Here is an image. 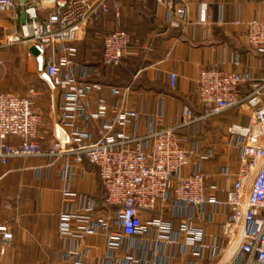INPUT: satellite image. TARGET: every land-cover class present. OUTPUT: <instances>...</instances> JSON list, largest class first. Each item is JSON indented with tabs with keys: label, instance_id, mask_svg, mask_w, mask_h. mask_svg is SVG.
<instances>
[{
	"label": "crops",
	"instance_id": "crops-1",
	"mask_svg": "<svg viewBox=\"0 0 264 264\" xmlns=\"http://www.w3.org/2000/svg\"><path fill=\"white\" fill-rule=\"evenodd\" d=\"M116 1L121 7L120 19L109 16L99 25L106 31L121 28L129 32L132 39L135 38L132 49L136 55L133 57L145 65L134 76L133 83L137 87L97 84L101 89L94 90L83 105L85 115L90 116L98 112L102 102L109 107L125 102L136 118L132 117L126 127L116 125L117 136L145 137L157 132L160 129L157 116L163 117L164 127L175 128L181 123L184 107L199 116L197 80L203 69L219 67L250 76L252 81L240 89L243 95L252 91L253 84L264 83V52L247 42L245 26L237 24L253 19L264 21V0H162L163 4L159 0ZM16 2L21 4V0ZM169 3L173 6L171 10ZM183 3L189 9L185 25L176 12ZM203 5L207 6L210 18L204 25L199 23ZM21 14L20 7L13 12H0V59L3 61L0 65L12 66L15 62L13 48L19 44L9 45L7 39L21 32ZM86 38L87 33L77 46ZM22 47L36 69L29 48ZM93 51L98 53L97 49ZM91 62L99 63L97 59ZM170 74L177 75L175 89L170 88ZM4 79L5 76H0V84ZM113 89L120 90V94H114ZM42 111L39 134L45 151L50 148L56 126L68 133L73 126L86 140H96L100 128L114 122L110 111L99 120L69 118L70 113L66 112L58 92L53 93L49 110ZM249 123L237 110H232L215 120L196 122L177 130L181 145L195 152L185 173L191 174L199 168L209 175L207 190L219 200H226L225 191L232 183L220 173L224 168L236 169L240 154L237 142L230 140L227 130ZM73 162V157L68 156L12 159L6 166L0 165V227L6 228V233L12 236L6 241L0 233V264L218 263V253L213 255L211 248L226 221L228 208L207 207L202 218L192 210L184 215H172L167 210L143 212L147 227L154 220L164 219L167 239L173 243L158 240L155 228L123 240L114 221L117 209L106 205L107 194L98 168L84 161L67 172L66 165ZM65 216H71L67 234L61 232ZM187 223L201 233L197 238L201 241L195 245L202 243L207 249L201 251L190 245L192 238L184 231ZM112 243L118 246L113 251Z\"/></svg>",
	"mask_w": 264,
	"mask_h": 264
},
{
	"label": "built area",
	"instance_id": "built-area-1",
	"mask_svg": "<svg viewBox=\"0 0 264 264\" xmlns=\"http://www.w3.org/2000/svg\"><path fill=\"white\" fill-rule=\"evenodd\" d=\"M159 3L163 4L162 0ZM168 6L170 10L173 8L172 3ZM18 7L22 8L26 23L20 24L21 32L10 36L7 44L29 48L39 78L52 92L61 95L69 118L99 120L110 111L114 122L104 124L96 140H86L73 126L70 133L56 126L50 148L45 151L39 134L43 111L37 94L0 92V165L6 166L12 159L72 156L73 164L65 167L70 172L73 166L88 161L98 168L107 194V207L117 209L114 221L123 240L155 228L158 240L173 243L167 239L164 219L154 220L147 227L143 212L167 210L172 215H184L192 210L200 218L207 207L228 208L226 221L211 248L213 255L218 253L217 264H264V83L253 84L252 91L243 95L240 89L252 81L250 76L219 67L203 69L197 80L199 116L184 107L181 123L175 128L164 127L163 117L157 116L160 127L157 132L145 137L117 136L115 126L126 127L136 114L127 109L125 102L111 107L102 102L96 114L85 115L83 101L101 87L86 82L93 68L77 62L76 57L77 42L101 17L112 14L120 19L118 1L37 0L19 4L16 0H0L1 13L13 12ZM188 11L184 3L176 11L184 25L188 23ZM206 11L207 6L203 5L200 24L210 20ZM237 24L245 26L247 42L264 52V21L253 19ZM132 43V36L120 28L106 36L104 64L119 66L125 58L135 56ZM0 64H3L1 59ZM169 80L170 88L175 89L177 75L170 74ZM112 91L120 94L118 89ZM232 110H237L250 123L227 130L230 140L237 142L240 154L236 169L228 167L220 173L232 183L225 191L226 200H219L207 190L209 175L199 168L191 174L185 173L195 152L181 145L177 130L196 122L215 120ZM70 219L71 216L63 219L62 233L69 232ZM184 231L192 238L190 245L201 251L208 248L202 243L195 245L201 241L197 239L201 233L193 224H185ZM0 233L4 240H11L6 228L0 227ZM117 247L114 243L110 245L112 251Z\"/></svg>",
	"mask_w": 264,
	"mask_h": 264
},
{
	"label": "trees",
	"instance_id": "trees-1",
	"mask_svg": "<svg viewBox=\"0 0 264 264\" xmlns=\"http://www.w3.org/2000/svg\"><path fill=\"white\" fill-rule=\"evenodd\" d=\"M109 16L114 15L111 14L101 17L91 28L87 30V38L81 43L82 47L78 49L79 52L76 57V61L93 68L95 75L86 80V82L90 84H99L101 86L108 85L111 87L121 88L132 86L135 88L137 85L133 83V79L138 70L143 68L145 65L142 60L139 61V59H136L135 57H128L125 58L119 66H106L103 62L104 39L106 36L117 30L114 29L112 31H106L99 25L102 24L104 19ZM96 34L99 36L98 38H96ZM133 40L135 42L134 37ZM95 49L98 50L97 54L93 51ZM94 59H97L99 63H92L91 61H94Z\"/></svg>",
	"mask_w": 264,
	"mask_h": 264
},
{
	"label": "rangeland",
	"instance_id": "rangeland-1",
	"mask_svg": "<svg viewBox=\"0 0 264 264\" xmlns=\"http://www.w3.org/2000/svg\"><path fill=\"white\" fill-rule=\"evenodd\" d=\"M82 42H79L78 46L81 48ZM12 55L14 56V64L0 65V76H5V79L0 84V90L3 91H15L21 94H27L29 91H34L37 94L38 105L46 113L52 102V92L44 81H42L35 69L34 61L29 60L26 56L25 48L21 45H16L13 48ZM82 52V51H81ZM22 56V58L20 57ZM34 65V67H33ZM95 75L94 70L89 78Z\"/></svg>",
	"mask_w": 264,
	"mask_h": 264
},
{
	"label": "water",
	"instance_id": "water-1",
	"mask_svg": "<svg viewBox=\"0 0 264 264\" xmlns=\"http://www.w3.org/2000/svg\"><path fill=\"white\" fill-rule=\"evenodd\" d=\"M21 3H25V0H21ZM20 20L22 24L26 23V17L24 13L21 14Z\"/></svg>",
	"mask_w": 264,
	"mask_h": 264
}]
</instances>
